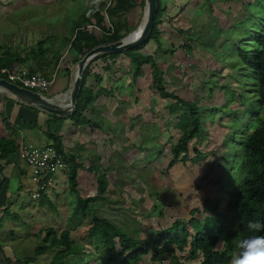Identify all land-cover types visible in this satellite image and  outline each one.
Returning <instances> with one entry per match:
<instances>
[{
	"label": "rangeland",
	"instance_id": "rangeland-1",
	"mask_svg": "<svg viewBox=\"0 0 264 264\" xmlns=\"http://www.w3.org/2000/svg\"><path fill=\"white\" fill-rule=\"evenodd\" d=\"M99 1L103 0H0V45L22 56L38 42L45 49L13 70L29 75L33 69L32 74L48 76L55 67L58 79L65 70L66 90H61L59 80L50 88L56 103H68L77 68L78 56L70 49L69 40L90 6ZM163 1L165 5L174 1V21L162 26L160 42L150 39L141 51L158 50L159 43L163 48L174 47V67L163 68V85L194 103L200 115V131L189 142L186 157L167 168L173 146L189 126L187 110L160 97L152 86L147 64L135 75L132 61L123 54L115 58L108 72L103 71L100 59L91 64V70L101 74L102 80L87 78V84L97 92L91 109L84 111L90 124L76 127L64 118L50 126L62 137L64 150L78 156L83 165L78 170V195H96V176L104 173L107 190L92 204L93 212L142 239L154 238L158 229L170 227L175 219L181 222L178 227L185 226L190 235L194 234L205 227L204 219L210 215L204 207L206 200L210 205L220 202L222 210L229 188L236 186L241 175L240 143L263 115L262 111L255 113L256 72L242 62L237 50L259 48L255 36L264 34V0ZM136 3L122 16L131 32L141 27L146 9L141 0ZM92 29L100 33L99 28ZM172 34L174 41L167 40ZM64 52L59 67L57 61ZM66 63L69 73L62 69ZM41 93L47 95L46 91ZM27 121L23 131L32 129L38 136L27 140L29 143H52L34 121ZM93 162L97 170L90 171L87 167ZM60 170L56 177L62 173L61 178L48 193L54 210L30 200L26 192L15 196L10 189V202L17 201L14 211L11 206H6L7 211L0 209V246L12 264H21L15 259L34 257V248L41 243L39 232L49 226L57 234L69 229L80 247L78 256L70 255L62 264H106L107 253L100 240L87 236L90 211L87 215L79 212L80 216L72 213L76 194L69 190L67 167ZM58 248L35 256L30 264H48ZM185 254L177 252L182 264H199L198 260H187ZM165 256L157 261L149 254L140 264H174Z\"/></svg>",
	"mask_w": 264,
	"mask_h": 264
},
{
	"label": "trees",
	"instance_id": "trees-1",
	"mask_svg": "<svg viewBox=\"0 0 264 264\" xmlns=\"http://www.w3.org/2000/svg\"><path fill=\"white\" fill-rule=\"evenodd\" d=\"M104 1V0H103ZM99 1L90 6L83 16L81 25H77L74 29L72 38L69 40L70 49H74L80 60L85 53L95 46L108 44L122 39L131 29L126 21L122 18L125 13L133 9L137 3L136 0H109L107 2ZM145 4V0H141ZM165 11L164 1L157 0L156 12L147 38L135 47H131L118 52L100 53L92 58L85 66L82 72L80 87L76 99V107L72 115L64 116L47 112L49 117L46 119L47 129L46 137L52 141L58 152L62 154L65 162L68 164L67 182L69 190L76 194V205L72 213L77 216L79 212L87 215L90 211V226L88 228V238H98L102 248L107 253L106 264H140L143 258L151 254V258L157 261L166 258L172 260L174 264H182L177 252L186 253L183 255L187 260H198L199 264H230V258L233 251L236 250V241L245 235L244 226L249 220H264V34L256 33L255 40L259 48L247 51L238 48L237 54L242 62L252 68L256 72V104L257 113L262 111L263 115L259 118V123L254 129L243 138L241 148L243 157H241L239 171L241 175L237 180L236 186L230 187L225 205L222 210L219 209L218 201L209 204L208 200L204 202V207L210 212V215L204 219L205 227L197 229L194 234L190 235L189 230L185 226L178 227L181 222L175 219L170 227L158 229L154 238L142 239L130 236L122 227L114 224L112 221L97 215L93 212L92 204L99 196L107 190V179L104 173H98L97 194L82 198L78 195V170L83 168L78 161V156L67 153L62 144V137L50 130V123L55 124L59 120L67 118L74 126L90 124L91 120L84 116L86 109H91L93 100L97 97L95 92L87 85V78L94 76L96 81H101V74L94 73L91 70V64L97 60H101L103 71L107 72L111 69V64L119 55L123 54L132 61L133 72L135 75L142 71L144 64H149L152 70V86H154L160 97L171 99L177 104H181L188 112L189 126L180 135L176 144L172 148V158L167 164V168L172 167L180 158L183 159L188 153V145L192 139H195L200 131V115L198 107L190 101L183 100L177 94L167 91L163 85L161 71L158 69L152 55H148L141 51L142 47L154 39L159 41L160 29L159 24L161 17ZM91 25V26H90ZM93 25V26H92ZM100 29L97 34L92 28ZM125 32H123V30ZM138 30V28L136 29ZM135 30V31H136ZM45 49L42 48L41 42L26 51L22 56L16 51L10 50L8 47L0 45V67H8L13 69L20 62H25L28 58H35L39 54H43ZM39 62H37L38 64ZM66 71L69 73V69ZM33 69L29 75H33ZM45 76V75H42ZM65 87L62 90H66ZM19 101V100H18ZM20 103V102H19ZM22 104V103H20ZM32 106V105H31ZM4 120L5 117L2 114ZM7 121V120H6ZM8 122V121H7ZM38 125L37 120L34 121ZM28 121L23 120L18 124V129L26 126ZM9 124H6L8 127ZM10 128V126H9ZM18 135V131L15 132ZM18 144L16 138L0 137V161L5 160L10 154L16 152ZM196 153L199 152L196 150ZM4 164L0 163L1 184L0 191L3 189L8 178L4 174ZM88 170H97L95 162L91 163ZM6 201L0 203V209L7 211ZM40 206H48L54 210L55 205L45 194H41L38 201ZM4 206V207H3ZM212 214V215H211ZM183 221V219H181ZM185 221V220H184ZM1 226V225H0ZM41 243L34 248V257L26 256L21 259H15L16 263L30 264L34 262L35 256L44 252L60 247L53 254L48 264H62L70 255L78 256L81 252L80 247L71 238L70 230L64 229L59 234L56 230L49 226L42 229ZM0 252L6 264H12L11 258L5 256L4 250L0 246ZM0 259V264H1ZM77 264H80L78 261Z\"/></svg>",
	"mask_w": 264,
	"mask_h": 264
},
{
	"label": "crops",
	"instance_id": "crops-1",
	"mask_svg": "<svg viewBox=\"0 0 264 264\" xmlns=\"http://www.w3.org/2000/svg\"><path fill=\"white\" fill-rule=\"evenodd\" d=\"M164 7H165V11L163 12V15L160 19L161 22L159 24L160 25L159 29L161 32L160 35H162V30H161V29H163L162 26L165 23L167 24V22L169 23L168 25H170V23L172 21H174V12H172V11H174V1L173 2L170 1L167 5L164 4ZM160 35H159V42L162 40V38H160ZM163 40H165V39L163 38ZM167 40L174 41V35L172 34L171 36L167 37ZM143 53H145V52H143ZM146 54L153 56V59L158 66V69L161 71V73H163V75H164L165 69L171 70L174 67V61L172 60V57L174 55V47H172L171 49L163 48L161 43H159L158 50H153V51H150V53H146ZM64 55H65V52H64V54H62L58 58V61H57L58 64L57 65H59V67L62 64V61L64 60V59H62V60H60V59ZM59 60L61 63L59 62ZM115 63L111 64V68ZM148 67L151 71L150 74H148V75H150L151 82H152V70H151V67L149 64H148ZM164 67H165V69L163 70ZM66 68H69L67 63L62 66V69H66ZM142 69H143V67H142ZM55 70H56V68L54 67V70L53 69L51 70V74ZM64 73H65V70H61V75H60L59 79H58V77L55 78L56 77V74H55V77H54L51 85L54 84L57 80H59L61 82L60 86L62 88H65L67 85H65L63 83V79H65V77H66V76H64ZM94 73H96V72H94ZM108 74H107V76H108ZM50 75H48V76H50ZM50 88H51V86L46 90V93H47L46 97L52 98L53 95H50ZM61 90H58V92H62ZM8 93H7V91L0 89V137L16 138L18 147L21 144H29L30 141H27V140H29V139L32 140L34 137H38L37 134L32 133V129L31 130L27 129L26 131H23L24 127L22 129H18L17 128L18 124H20L23 120H25V121H27V120L36 121L37 120L39 127H40L39 131L41 133H44L45 130L47 129L46 119L49 117L48 116L49 114L46 111L41 110L35 106L26 105V104L18 101L10 93L9 94ZM19 102L22 104H20ZM2 114L4 115L5 119L8 122L3 119ZM27 118H29V119H27ZM6 124H9L10 128H9V126L6 127ZM50 126L52 127V123H50ZM17 131H18V135L15 134V132H17ZM30 134H31V136H30ZM17 150H18V148H17ZM17 150H16V152L10 154L5 160L0 161V163L6 162V164H4V174L8 178L6 184L4 185L3 189L0 192V199H1L0 203H2V201H6V203H7L6 205L9 207L11 206L12 209L13 208L15 209V202L17 200H15L13 202L11 201L12 202V204H11L10 198L13 195V193L11 194V192H15L14 193L15 196H16V193H22V195H23L24 192L28 193V195H29V193H31V188H32L31 172H30L29 168L25 165V163L19 158ZM61 175H62V173H60L56 177L57 182L61 178ZM10 189H11V192H10ZM42 193L45 194L47 197H50L48 194L49 193L48 190H47V192H41V194ZM40 197H41V195H40ZM2 199H4V200H2ZM29 199L34 200V199L30 198V196H29ZM34 201L38 202L39 198L37 200H34ZM14 209L12 211H14Z\"/></svg>",
	"mask_w": 264,
	"mask_h": 264
},
{
	"label": "water",
	"instance_id": "water-1",
	"mask_svg": "<svg viewBox=\"0 0 264 264\" xmlns=\"http://www.w3.org/2000/svg\"><path fill=\"white\" fill-rule=\"evenodd\" d=\"M156 2L157 0H145V13L144 20L141 27L136 32L128 33L124 38L108 43L101 44L93 47L84 56L77 61V68L75 72L74 80L71 84L69 90V102L65 105L56 103L51 98H46L39 92L33 91L28 88L21 87L15 83L9 82L6 79L0 78V89L9 92L15 99L26 105L35 106L41 110L49 113L69 116L72 115L76 107V99L80 87V82L82 78V72L87 65V63L100 53L107 52H118L131 47H135L138 44L145 41L151 28L153 27L154 16L156 12ZM133 33V34H132ZM1 183V175H0ZM0 259L2 264H6L0 252Z\"/></svg>",
	"mask_w": 264,
	"mask_h": 264
},
{
	"label": "built area",
	"instance_id": "built-area-1",
	"mask_svg": "<svg viewBox=\"0 0 264 264\" xmlns=\"http://www.w3.org/2000/svg\"><path fill=\"white\" fill-rule=\"evenodd\" d=\"M54 77L55 73L52 78H48L40 74L22 75L8 67H0V78L39 92L46 91ZM17 153L31 172L30 197L34 200L40 198L41 192L49 191V188L57 183L56 174L61 171L60 169L68 168L62 154L51 144L44 146L21 144Z\"/></svg>",
	"mask_w": 264,
	"mask_h": 264
},
{
	"label": "clouds",
	"instance_id": "clouds-1",
	"mask_svg": "<svg viewBox=\"0 0 264 264\" xmlns=\"http://www.w3.org/2000/svg\"><path fill=\"white\" fill-rule=\"evenodd\" d=\"M57 69L58 68H56V70L50 76L45 77L52 78V75L54 73L56 74ZM33 91L39 92L37 90ZM41 92L42 91H40L39 93L43 95ZM244 230L246 234L236 241V251L232 254L230 258V264H264V220H249L245 224Z\"/></svg>",
	"mask_w": 264,
	"mask_h": 264
},
{
	"label": "bare ground",
	"instance_id": "bare-ground-1",
	"mask_svg": "<svg viewBox=\"0 0 264 264\" xmlns=\"http://www.w3.org/2000/svg\"><path fill=\"white\" fill-rule=\"evenodd\" d=\"M132 34H133V33H132ZM75 72H76V69H75V71H74V74H75ZM56 98H57V97H56ZM56 98H55V99H56ZM66 98H67V97H66ZM64 100H65V98H64V99H62V101H64ZM68 102H69V101H68Z\"/></svg>",
	"mask_w": 264,
	"mask_h": 264
}]
</instances>
